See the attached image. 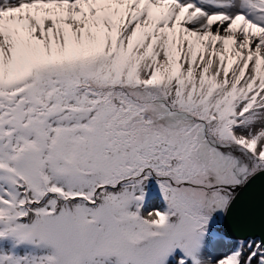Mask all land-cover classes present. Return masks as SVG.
Returning a JSON list of instances; mask_svg holds the SVG:
<instances>
[{
    "label": "snow or ice",
    "instance_id": "6c2138e0",
    "mask_svg": "<svg viewBox=\"0 0 264 264\" xmlns=\"http://www.w3.org/2000/svg\"><path fill=\"white\" fill-rule=\"evenodd\" d=\"M0 264H264V0H0Z\"/></svg>",
    "mask_w": 264,
    "mask_h": 264
},
{
    "label": "water",
    "instance_id": "95a60500",
    "mask_svg": "<svg viewBox=\"0 0 264 264\" xmlns=\"http://www.w3.org/2000/svg\"><path fill=\"white\" fill-rule=\"evenodd\" d=\"M256 194H257V198H259V186H257ZM229 230H230V228H229Z\"/></svg>",
    "mask_w": 264,
    "mask_h": 264
}]
</instances>
